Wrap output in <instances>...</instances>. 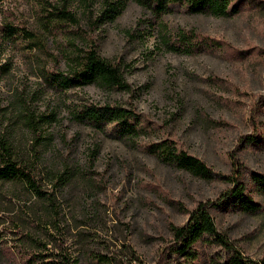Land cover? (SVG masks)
<instances>
[{
	"label": "rangeland",
	"instance_id": "1",
	"mask_svg": "<svg viewBox=\"0 0 264 264\" xmlns=\"http://www.w3.org/2000/svg\"><path fill=\"white\" fill-rule=\"evenodd\" d=\"M235 5L239 11L217 17L181 5L157 15L134 0L0 2V135L53 198L0 181V264H211L225 253L202 241L191 260L170 247L172 228L199 203L219 201L232 182L196 177L147 145L170 138L227 176L243 164L248 192L264 204L251 183L253 171L264 173V0ZM63 9L74 23L43 17ZM7 24L39 43L11 37ZM192 30L215 44L165 45ZM92 44L122 64L128 89L50 82L49 72H68ZM89 104L136 110L140 134L79 121L75 112ZM211 213L222 234L264 264V211L245 213L231 201Z\"/></svg>",
	"mask_w": 264,
	"mask_h": 264
},
{
	"label": "trees",
	"instance_id": "2",
	"mask_svg": "<svg viewBox=\"0 0 264 264\" xmlns=\"http://www.w3.org/2000/svg\"><path fill=\"white\" fill-rule=\"evenodd\" d=\"M4 0H0L2 2ZM143 7L152 10L157 15L168 14L176 6H184L191 13H203L217 17L230 16L239 11L238 1L243 0H134ZM110 17L119 13L114 6H110ZM43 17L50 20L66 19L75 22L74 15L66 9L57 13L49 12ZM5 30L11 37L16 34L32 38L37 44L39 39L25 28H17L7 24ZM168 35V34H165ZM196 38H198L196 40ZM165 45L170 50L193 51L207 44L214 43L211 38L200 39L192 30L190 32H179L174 40L165 37ZM215 44V43H214ZM49 80L54 86L70 88L78 84H98L109 88L128 89L129 84L124 76L122 64L116 63L103 57L95 44L89 46L82 55L78 56L75 66L68 72L51 71ZM75 117L81 122H93L95 124L114 123L118 134L121 137L134 139L140 134L142 128L139 124L143 115L132 108L122 105H84L77 109ZM248 138L246 141L252 143L258 140V136ZM149 153L157 156L163 162L186 170L192 175L204 180L226 179L232 182V186L222 192L219 201L199 203L189 212L187 222L182 226H174L173 234L176 239L170 247L171 254L188 256L191 260L198 258V251L194 250L195 244L204 241L225 251L224 254L212 256L211 264H257L256 261L246 256L226 235L217 228L215 219L211 213L212 208L223 207L233 201L235 206L249 214H256L264 211V204L248 192V184L245 180V166L237 164V171L233 176L216 173L203 159L180 148L177 143L166 138L160 141L151 142L147 145ZM18 180L25 183L39 197L52 200V195L43 189L42 184L32 171L23 166L14 158V151L11 143L0 135V181ZM251 183L256 191L264 197V173L253 171Z\"/></svg>",
	"mask_w": 264,
	"mask_h": 264
}]
</instances>
